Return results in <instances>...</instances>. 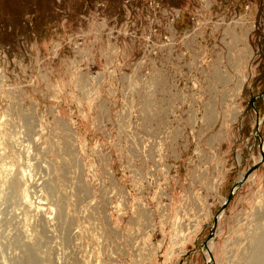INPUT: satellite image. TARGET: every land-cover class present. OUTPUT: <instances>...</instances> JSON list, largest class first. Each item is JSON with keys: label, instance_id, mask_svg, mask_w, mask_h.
Returning <instances> with one entry per match:
<instances>
[{"label": "rangeland", "instance_id": "rangeland-1", "mask_svg": "<svg viewBox=\"0 0 264 264\" xmlns=\"http://www.w3.org/2000/svg\"><path fill=\"white\" fill-rule=\"evenodd\" d=\"M255 134L264 0H0V264H264Z\"/></svg>", "mask_w": 264, "mask_h": 264}, {"label": "water", "instance_id": "water-1", "mask_svg": "<svg viewBox=\"0 0 264 264\" xmlns=\"http://www.w3.org/2000/svg\"><path fill=\"white\" fill-rule=\"evenodd\" d=\"M263 94L257 95L255 97H252L250 100V105H253V102L256 98L262 96ZM258 123L259 121H257V129H258ZM256 138H259V136L257 134H255ZM258 147L260 149V159L254 163L251 167H249L246 172L243 174V176L240 178L239 181L236 182V184L232 187L230 193L228 194L227 198L225 199V201L223 202V204L220 207V211L224 210L226 208L227 203L232 199L234 193L236 192V190L245 182V180L247 179V177L258 167L259 163H261L263 161L264 158V152H263V142L262 140L259 138V143H258ZM219 215H216L213 219V222L211 224V232H210V238L213 235V230L216 226L217 220H218ZM204 245L207 247V253L209 255V262H207V264H211V260H212V254H211V249L208 247L207 245V241L204 242Z\"/></svg>", "mask_w": 264, "mask_h": 264}]
</instances>
